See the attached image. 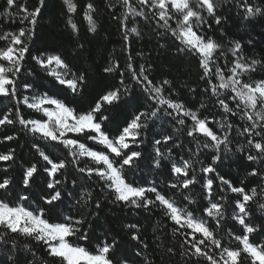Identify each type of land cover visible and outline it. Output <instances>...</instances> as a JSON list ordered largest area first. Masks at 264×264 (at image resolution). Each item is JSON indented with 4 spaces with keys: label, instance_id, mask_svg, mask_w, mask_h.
<instances>
[{
    "label": "snow or ice",
    "instance_id": "snow-or-ice-1",
    "mask_svg": "<svg viewBox=\"0 0 264 264\" xmlns=\"http://www.w3.org/2000/svg\"><path fill=\"white\" fill-rule=\"evenodd\" d=\"M117 3L126 10L121 16L112 14L122 29L125 50L129 33L140 35L136 27L129 28L130 17L147 20L151 16L157 35L172 38L177 54L196 60L203 92L212 107L201 102L198 108H193L175 99L169 90L172 81L167 78L154 81L150 78L151 65L137 67L129 53L124 67L116 59H109L103 67L104 74L118 76L115 84L107 86L86 109L77 108L76 100L68 96L83 99L91 77L88 69L72 64L69 56L74 59L86 52L85 44L78 41L73 53L63 50L62 45L38 46L39 29L49 0H5L6 16L0 20V103L9 104L0 108V131L9 126L14 131L0 135V144L10 145L21 135L24 137L38 162L23 166L22 186L29 189L43 173L46 189L40 199L48 207L36 204L28 192H21L14 199L9 196L14 183L9 173L18 157L14 147L0 151L3 264H50V261L175 264L173 257L177 254L184 264H264V243L250 239L252 234L264 232V223L257 224L252 218L256 211L254 204L264 213V183L249 188L241 180L237 185L217 171L239 136L244 140L239 151L248 161L261 165L252 168L248 175L264 181V58L243 55L239 40L229 41L226 46L206 35L205 29L211 28L209 18L217 25L227 19L221 13V0H135V3L117 0ZM234 3L245 21L251 23L257 16L264 17V7L253 5L250 0ZM62 6L65 25L78 40L80 28L73 18L79 8L78 0H62ZM108 7L115 5L109 3ZM96 11L92 0L83 8L87 30L93 34L98 30ZM222 35H226L223 30ZM88 59L91 60L90 55ZM41 73L50 78L55 91L37 89L30 78ZM253 74L259 79H253ZM137 89L146 104L137 99ZM121 105L133 111L124 116L122 126L117 124L114 132L110 131L106 106ZM25 108L32 115L26 116ZM205 111L211 114L205 115ZM161 120L169 123L172 130L161 129L156 133L159 138H153L151 162L155 169L168 166L164 188L160 187L159 179L143 184L129 181L128 171L136 168L137 161L144 156L133 148L143 145L150 128ZM202 149L213 150L210 163L200 160ZM72 173L79 175L69 179ZM93 177L106 192L105 199L110 204L162 212L173 236L179 239V252L167 247L157 256L136 223L124 225L131 241L136 242L132 255H118L121 248L118 233H105L102 240L97 238L93 243L84 226L90 225L93 218L99 219L103 203L88 187L81 186L73 197V207L78 209L75 215L62 210L49 214L50 210L58 209L66 196L73 195L78 180ZM197 184L201 186L199 203L192 191ZM233 240L236 247L231 244Z\"/></svg>",
    "mask_w": 264,
    "mask_h": 264
},
{
    "label": "trees",
    "instance_id": "trees-1",
    "mask_svg": "<svg viewBox=\"0 0 264 264\" xmlns=\"http://www.w3.org/2000/svg\"><path fill=\"white\" fill-rule=\"evenodd\" d=\"M89 2V0H78V11L74 15V20L79 25L80 32L79 37L73 36L71 29L65 25L66 16L62 6V0H49L48 10L44 14V18L41 21L42 27L39 29L40 40L37 45L43 46L45 43L49 45H55L57 47L63 46V50L69 53H73L76 50L77 42L85 44L87 51L80 56H76L74 59L69 56V60L72 64L81 66L88 69L89 76L91 77L89 87L84 93V98H73L70 95L69 99H75V106L79 109H86L92 101L99 98L103 90L107 86L114 85L118 76L106 75L103 73V67L108 63L109 59H116L119 61L121 67L127 62V56L129 53L133 56V63L138 67L144 64L146 67L151 65L150 78L156 80L169 79L172 81L171 88L169 89L175 99L182 100L186 105L193 108H198L201 102L208 104L211 108V104L208 102L207 94L203 92L204 84L199 79V66L196 60L192 56L177 54L172 38H162L157 35L155 20L149 16L147 20L143 17L131 16L129 28L136 27L140 35L137 36L134 33H129V39L127 41L128 49L125 50V42L123 41L122 29L119 22L113 18V12L116 16H121L126 10L117 3V0H92L96 5L95 19L97 21V32L95 34L88 32V24L83 17V8ZM253 5L264 7V0H250ZM112 3L115 8H109L108 4ZM135 3V0H133ZM222 8L221 13L227 17L222 21L220 25H217L214 19L209 18L211 28L205 29L206 35L213 36L216 40L222 41L227 46L229 41L239 40L243 45V55L249 58L262 59L264 58V17L257 16L250 23L241 19L240 9L236 7L234 0H221ZM231 5V7H229ZM5 0H0V20H3L6 16L4 13ZM136 7L140 6L136 4ZM116 8H120V11H116ZM4 26L7 28L8 22L5 21ZM16 25L12 24L11 28L15 29ZM223 33L226 35H222ZM2 43V42H0ZM139 54V55H138ZM91 56V60L88 56ZM37 71H39L37 69ZM127 76V74H126ZM253 79H259L256 74L252 75ZM33 80L39 91H46L53 88L50 78H45L43 74L30 78ZM191 89H196L193 92ZM65 95H68L65 93ZM137 99L141 104H146V100L143 97L139 89L136 90ZM8 101L0 103V108L8 105ZM26 116L32 115L30 110L23 109ZM133 109L128 108L126 105L120 107L106 106V114L110 117L109 130H115L117 124H121L125 115H130ZM205 115H210L211 112L205 111ZM19 125H17L16 131H18ZM161 129H167L171 132L172 128L169 123L164 120L158 121L157 124L150 128L147 133V137L143 145L139 148H133V150L142 151L144 156L137 161V167L129 170L127 173V179L134 183H146L153 179L160 180V187L164 188L166 178L168 177V166L165 165L162 169H155L152 166L151 158L154 156L153 138H159L156 133ZM14 130L9 126L8 129L0 131V135L4 132L12 134ZM165 132L164 134H168ZM183 140L184 138L181 137ZM184 151H187V142ZM16 148L18 162L13 166L9 175L14 177V183L11 185V191L9 196L15 198L17 194L21 192H28L36 204L42 207H48L41 202V196L46 189L45 175L41 173L35 179V182L29 189H24L22 186V168L30 162H38V157L31 150L30 145L24 143V137L21 135L18 141L8 144H0V151L5 150L7 147ZM244 146L243 137L237 136L233 142L232 150L228 152L227 157L223 163L217 168L220 175L232 180L235 184H239L241 180L247 184L249 188L257 186L264 181L259 176H249L248 173L254 167H261L258 162H250L246 159V155L239 151L240 147ZM193 149L196 145H192ZM212 149H202V155L200 160L205 164L211 162ZM87 162V161H85ZM199 167V166H197ZM2 175V173H0ZM79 175L78 173H72V177ZM200 172L197 170V176ZM81 186L88 187L93 192L94 197H98L103 207L100 210L99 219L93 218V222L85 224V229L88 230L92 237V242L96 243L97 238L103 239L105 233H118L121 239V248L118 255H132L136 248L134 245L136 242L131 241L128 230L124 228L126 224L136 223L140 226L143 239L151 246L156 252L157 256L164 251L167 247H174L179 252V239L173 236L171 232V225L163 218L162 212L153 210L151 212L144 209L135 208H122L120 206L112 205L105 199L106 192L102 191L100 186L96 183V178L92 180L87 178H81L77 181V187L73 191L71 197L66 196L64 200L59 203L58 209L50 210L49 214H55L57 211L62 210L64 213L75 215L78 209L73 207L74 199L81 190ZM71 190V184L68 185ZM199 184L195 185L192 189L197 202L199 203L200 196ZM3 194L0 193V196ZM232 196L234 194L228 193ZM264 202V201H262ZM195 207V205H193ZM256 211L253 215V219L257 224L264 223L261 218L264 217V213H261L259 208L254 204ZM232 221H229L231 226ZM239 226H237V230ZM159 236V240L156 237ZM250 239L257 242L264 243V232H257L252 234ZM161 244V248H157L156 245ZM233 247L237 246L236 241H231ZM41 255L43 250L40 249ZM5 258L0 256V264H3ZM175 264H184L182 258L177 254L173 257ZM50 264L54 262L50 261Z\"/></svg>",
    "mask_w": 264,
    "mask_h": 264
}]
</instances>
